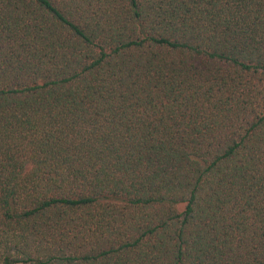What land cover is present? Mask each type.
<instances>
[{
	"label": "trees",
	"instance_id": "trees-1",
	"mask_svg": "<svg viewBox=\"0 0 264 264\" xmlns=\"http://www.w3.org/2000/svg\"><path fill=\"white\" fill-rule=\"evenodd\" d=\"M0 264H264V0H0Z\"/></svg>",
	"mask_w": 264,
	"mask_h": 264
},
{
	"label": "rangeland",
	"instance_id": "rangeland-1",
	"mask_svg": "<svg viewBox=\"0 0 264 264\" xmlns=\"http://www.w3.org/2000/svg\"><path fill=\"white\" fill-rule=\"evenodd\" d=\"M176 207H177L178 210H181L183 208V204L182 203L178 204Z\"/></svg>",
	"mask_w": 264,
	"mask_h": 264
}]
</instances>
